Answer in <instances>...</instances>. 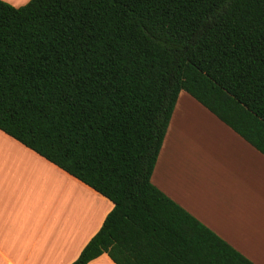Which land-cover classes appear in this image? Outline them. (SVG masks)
Returning a JSON list of instances; mask_svg holds the SVG:
<instances>
[{"label":"trees","instance_id":"16d2710c","mask_svg":"<svg viewBox=\"0 0 264 264\" xmlns=\"http://www.w3.org/2000/svg\"><path fill=\"white\" fill-rule=\"evenodd\" d=\"M183 90L264 154V0H0V129L114 203L71 264H255L152 181Z\"/></svg>","mask_w":264,"mask_h":264},{"label":"crops","instance_id":"0c3cea01","mask_svg":"<svg viewBox=\"0 0 264 264\" xmlns=\"http://www.w3.org/2000/svg\"><path fill=\"white\" fill-rule=\"evenodd\" d=\"M19 7L29 0H5ZM153 183L264 264V154L181 91ZM114 203L0 129V264H71ZM88 264H116L107 254Z\"/></svg>","mask_w":264,"mask_h":264}]
</instances>
